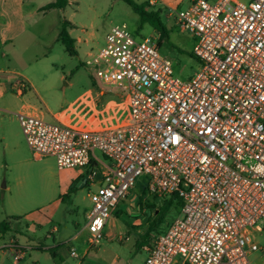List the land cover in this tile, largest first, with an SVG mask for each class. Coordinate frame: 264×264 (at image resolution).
Here are the masks:
<instances>
[{
    "label": "built area",
    "instance_id": "built-area-1",
    "mask_svg": "<svg viewBox=\"0 0 264 264\" xmlns=\"http://www.w3.org/2000/svg\"><path fill=\"white\" fill-rule=\"evenodd\" d=\"M185 1L175 13L195 41L193 77L174 76L156 32L137 41L124 24L111 27L86 61L102 85L127 94L129 122L90 131L16 116L34 158L52 157L58 169L85 167L86 181L97 185L82 230L85 252L99 245L113 211L145 176L147 195L176 194L182 202L179 216L150 237L145 264H249L251 253L264 254L253 236L257 225L264 229V0ZM12 89L27 87L16 80ZM6 250L21 259L14 241L0 244V257Z\"/></svg>",
    "mask_w": 264,
    "mask_h": 264
},
{
    "label": "rangeland",
    "instance_id": "rangeland-1",
    "mask_svg": "<svg viewBox=\"0 0 264 264\" xmlns=\"http://www.w3.org/2000/svg\"><path fill=\"white\" fill-rule=\"evenodd\" d=\"M132 1L138 5L146 3L147 12L159 14L168 31V38L158 47L159 54L172 61L174 76L184 81L193 77L199 70L197 60L191 55L195 41L180 29L175 13L186 7V1ZM63 20L73 25L66 30L74 41V55L55 39L54 30L60 29ZM123 24L137 41L155 36L153 27L148 22L142 23L140 15L122 0H68L62 10L47 13L32 25L33 41L18 40L14 49L8 47L4 66L14 81L25 82L27 89L23 100L32 104L47 122L90 131L124 124L131 119L127 94L116 87L102 85L95 77V68L86 65V61L104 47L110 28ZM153 40L157 44V39ZM1 126L7 128L11 138L7 147L0 138V221L10 223L6 238L12 237L18 242L22 256L14 263L13 252L6 250L0 257V264H78L80 259L71 257V250L82 259L87 237L82 229L92 208L89 194L97 190V185H79L81 177L87 175L85 167L58 169L52 157L34 158L19 126L0 121ZM96 155L103 163L111 164L97 151ZM146 185L145 176L136 179L129 196L118 204L122 216L111 215L104 238L91 248L87 258L101 264H145L146 247L136 246L149 227L151 212L145 215L148 220L141 234L124 221L134 219L129 209L133 199L138 203L142 198L143 202L159 206L167 198L147 195ZM138 206L141 208L143 204ZM179 211L172 203L161 224L149 232L148 242L154 234L164 232L179 216ZM76 234L79 237L73 239ZM253 236L257 245L264 249L261 225L256 226ZM58 245L56 257L36 249ZM248 261L249 264H264V254L261 251L251 253Z\"/></svg>",
    "mask_w": 264,
    "mask_h": 264
},
{
    "label": "crops",
    "instance_id": "crops-1",
    "mask_svg": "<svg viewBox=\"0 0 264 264\" xmlns=\"http://www.w3.org/2000/svg\"><path fill=\"white\" fill-rule=\"evenodd\" d=\"M50 0H0V121L1 122H9L10 124L14 123L16 126H19V122L17 120L16 114L18 113H27V114H35L40 116L38 110L26 100H23V94H18L12 89V84L14 82V78L10 76V72L4 66V60L7 57V53L9 52L8 47L15 48V42L20 40L21 42L28 43L27 38L33 41L34 34L32 33V25L37 22L38 18L44 17L47 13L50 14L53 11H60L62 9H52L48 11H42L41 8L48 4ZM64 21V20H63ZM62 21V22H63ZM62 26V23H61ZM70 27H73L70 26ZM61 29V27H60ZM60 29L55 28V39L58 40V36L60 33ZM26 38V41L24 40ZM35 41V40H34ZM42 42L41 40H38ZM5 50V51H4ZM38 57V56H36ZM29 88L33 89V85L30 81H27ZM5 126L0 127V138L5 143L6 147L8 145V141L11 138V135L7 131ZM21 129V128H20ZM87 182V183H86ZM81 186L90 185L89 181H86L85 175L81 177V181L79 183ZM138 203L133 199L130 202V211L134 216V219L130 221V219H126L124 221L126 224L130 225L137 234H141V229L143 228L145 222L147 223L146 214L149 213V208H141L137 205ZM117 205L116 209L112 214L117 213L118 216H122V210ZM140 211H138V210ZM147 209V210H146ZM147 211V212H146ZM112 224L115 222L112 218ZM83 230V229H82ZM105 234V233H104ZM7 235H1L0 244H7L10 241H14L17 245L18 242ZM78 236L76 234L75 237ZM19 246V245H18ZM59 246V245H58ZM42 249H46L48 247L41 246ZM56 247V246H55ZM38 248V247H37ZM89 252H85L83 250L82 259L78 261V264H101L100 262L92 261V259L87 258ZM71 257H73L71 255ZM74 258V257H73ZM20 261V260H19ZM15 263V262H14ZM122 264H126L122 263Z\"/></svg>",
    "mask_w": 264,
    "mask_h": 264
},
{
    "label": "trees",
    "instance_id": "trees-1",
    "mask_svg": "<svg viewBox=\"0 0 264 264\" xmlns=\"http://www.w3.org/2000/svg\"><path fill=\"white\" fill-rule=\"evenodd\" d=\"M122 1H124L127 5H129L133 9L134 12L140 15L142 23L148 22L153 27L155 32L158 34L157 45L158 47H160L161 42L168 38V31L166 27L161 23L159 14L157 12H147L146 6L148 4L146 3L138 5L132 0H122ZM67 4H68V0H53L49 2L48 4H46L45 6H43L41 10L48 11L52 9H63ZM68 26H72V24L64 20L62 22L58 40L63 44L65 50L70 55H74L75 54V49L73 45L74 41L71 39V37L69 36L66 30ZM191 55L193 56L192 53ZM70 191H73V188H70ZM166 197L167 198L164 199L161 205L159 206H155L154 203L149 202V201L143 202L144 200L142 198L139 199L138 204L140 206L143 204V206H146L147 208H149V210L153 212L154 216L152 217V219H150L149 227L147 231L142 235L141 241L136 246L137 248H145L148 246L149 232L155 230V228L161 224L163 218L165 217L166 213L170 209L172 203H175L179 209L182 206V202L176 194H171ZM10 229H11V226L9 222L0 221V234L2 236L6 235L10 231ZM58 248H60V246H56L53 248H46V249H42V247H38L36 249L41 250V251L42 250L48 251L51 253L52 257H56L55 250Z\"/></svg>",
    "mask_w": 264,
    "mask_h": 264
}]
</instances>
